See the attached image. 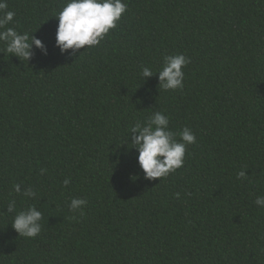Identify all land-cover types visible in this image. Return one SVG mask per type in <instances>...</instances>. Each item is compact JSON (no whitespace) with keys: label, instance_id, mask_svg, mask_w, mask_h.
Returning <instances> with one entry per match:
<instances>
[{"label":"trees","instance_id":"16d2710c","mask_svg":"<svg viewBox=\"0 0 264 264\" xmlns=\"http://www.w3.org/2000/svg\"><path fill=\"white\" fill-rule=\"evenodd\" d=\"M65 2L7 0L8 27L48 54L0 53V264H264V0H124L116 28L75 54L55 46ZM176 53L190 61L182 89L143 81L142 65ZM157 111L196 143L182 168L145 179L122 144ZM33 205L42 230L19 236L13 218Z\"/></svg>","mask_w":264,"mask_h":264},{"label":"clouds","instance_id":"9594fccd","mask_svg":"<svg viewBox=\"0 0 264 264\" xmlns=\"http://www.w3.org/2000/svg\"><path fill=\"white\" fill-rule=\"evenodd\" d=\"M7 0H0V43L4 48L0 53L17 57L21 62L30 61L34 56L33 48L41 50L43 55L48 49L41 39L27 32H19L12 24L15 12L8 10ZM128 5L124 0H66L61 10L55 15L58 25L55 34V46L63 54L71 50L75 54L80 49L98 46L110 30L116 28L117 22L126 13ZM189 58L183 53L165 55L159 69L142 65L139 75L145 81L158 74L159 86L165 91L182 89L185 80L184 68ZM169 118L162 112L152 113L146 121H137L127 133L126 144L129 149L137 152V163L144 173L145 179L166 178L184 165L186 151L189 145L196 143V135L189 127H184L178 133L169 127ZM177 135L180 137L176 139ZM45 171V170H42ZM246 171L237 173L238 179L247 178ZM136 179V176H133ZM132 177V179H133ZM133 179V180H135ZM69 179L63 184L67 186ZM15 191L21 192V186L16 185ZM25 197L35 198L36 192L31 187L24 189ZM176 197L180 193L175 194ZM255 205L264 208V196H257ZM87 204L86 199L72 198L69 209L80 211ZM16 211V201L11 200L7 212ZM43 214L34 205L16 213L11 223L19 236L35 238L42 230L40 221Z\"/></svg>","mask_w":264,"mask_h":264}]
</instances>
